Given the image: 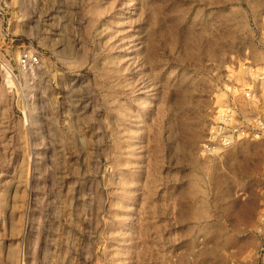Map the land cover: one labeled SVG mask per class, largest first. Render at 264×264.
Segmentation results:
<instances>
[{
    "label": "rangeland",
    "instance_id": "374dc122",
    "mask_svg": "<svg viewBox=\"0 0 264 264\" xmlns=\"http://www.w3.org/2000/svg\"><path fill=\"white\" fill-rule=\"evenodd\" d=\"M0 58V264H264V136L209 140L264 0H0Z\"/></svg>",
    "mask_w": 264,
    "mask_h": 264
},
{
    "label": "built area",
    "instance_id": "2783aa9c",
    "mask_svg": "<svg viewBox=\"0 0 264 264\" xmlns=\"http://www.w3.org/2000/svg\"><path fill=\"white\" fill-rule=\"evenodd\" d=\"M1 60V58H0ZM38 64V55L21 52L17 65L21 71L31 70ZM247 69L245 84L239 86L236 96L226 98L211 127L209 140L214 146H229L235 139L264 136V76ZM253 76L258 77V80Z\"/></svg>",
    "mask_w": 264,
    "mask_h": 264
},
{
    "label": "bare ground",
    "instance_id": "6f19581e",
    "mask_svg": "<svg viewBox=\"0 0 264 264\" xmlns=\"http://www.w3.org/2000/svg\"><path fill=\"white\" fill-rule=\"evenodd\" d=\"M241 69H242V67H241ZM242 72V71H241ZM255 72V71H254ZM240 74H242V73H239L238 75H240ZM258 74V73H257ZM242 76V75H241ZM240 77V76H239ZM237 80H239L238 78H237ZM241 80V79H240Z\"/></svg>",
    "mask_w": 264,
    "mask_h": 264
}]
</instances>
